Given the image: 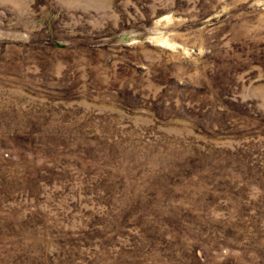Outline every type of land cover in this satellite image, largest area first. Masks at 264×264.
I'll return each instance as SVG.
<instances>
[{"label": "rangeland", "instance_id": "rangeland-1", "mask_svg": "<svg viewBox=\"0 0 264 264\" xmlns=\"http://www.w3.org/2000/svg\"><path fill=\"white\" fill-rule=\"evenodd\" d=\"M0 264H264V0H0Z\"/></svg>", "mask_w": 264, "mask_h": 264}]
</instances>
